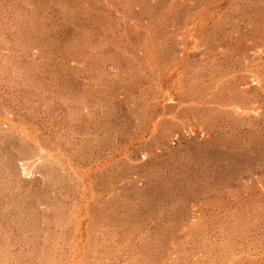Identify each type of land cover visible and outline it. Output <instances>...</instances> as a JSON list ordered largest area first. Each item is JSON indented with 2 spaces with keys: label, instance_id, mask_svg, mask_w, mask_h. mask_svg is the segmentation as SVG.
<instances>
[{
  "label": "rangeland",
  "instance_id": "1",
  "mask_svg": "<svg viewBox=\"0 0 264 264\" xmlns=\"http://www.w3.org/2000/svg\"><path fill=\"white\" fill-rule=\"evenodd\" d=\"M0 264H264V0H0Z\"/></svg>",
  "mask_w": 264,
  "mask_h": 264
}]
</instances>
